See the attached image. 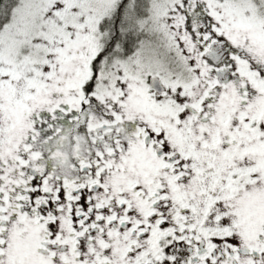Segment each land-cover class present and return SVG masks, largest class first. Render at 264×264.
Masks as SVG:
<instances>
[{"label":"snow or ice","instance_id":"1","mask_svg":"<svg viewBox=\"0 0 264 264\" xmlns=\"http://www.w3.org/2000/svg\"><path fill=\"white\" fill-rule=\"evenodd\" d=\"M0 264H264V0H0Z\"/></svg>","mask_w":264,"mask_h":264}]
</instances>
